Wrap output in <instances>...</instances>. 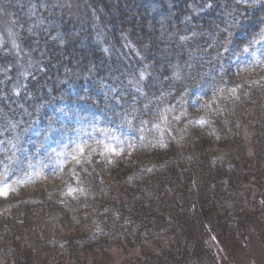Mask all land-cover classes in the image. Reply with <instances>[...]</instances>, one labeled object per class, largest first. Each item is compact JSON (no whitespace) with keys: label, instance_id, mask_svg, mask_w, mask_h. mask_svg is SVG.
Here are the masks:
<instances>
[{"label":"trees","instance_id":"obj_1","mask_svg":"<svg viewBox=\"0 0 264 264\" xmlns=\"http://www.w3.org/2000/svg\"><path fill=\"white\" fill-rule=\"evenodd\" d=\"M82 2L93 14H86L91 24L54 14L45 19L37 40L24 32L43 58V71L25 72L26 80L15 89L0 72V140L21 136L32 163L44 161L40 173L50 177V169L64 158L49 161L32 143L39 146L44 140L33 138L38 133L50 135V123L60 132L51 135L48 152L73 147L72 129L83 133L92 119L101 117L105 127L117 129L127 116L140 126L141 119H162L166 103L186 102L183 110L192 125L157 136L149 134L151 121L142 126L149 127L143 142L135 139L136 151L120 156L91 152V163L76 167L84 189L83 195L74 194L78 200L66 194L77 184L70 174L72 163L64 164L36 197L26 205L18 201L16 214L6 221L0 208V249H6V242L12 247L14 264H51L40 255L54 215L69 229L54 249L55 264L113 244L138 246L146 255L143 263L184 264L192 254L197 264L192 226L185 221L194 216L220 236L240 233L242 238L249 222L246 205L253 203L251 190L264 187V65L253 63L255 69L239 74L236 58L243 41L264 29V0L255 5L244 0ZM113 46L128 50L133 63L143 62L144 96L137 98L130 85L123 95L121 86L110 84L118 72L129 71L111 57L118 53ZM256 55L252 61L264 59L259 51ZM133 93L136 98H129ZM144 99L148 108L141 105ZM89 105H94L92 113ZM77 115L87 119L81 123ZM201 119L206 123H197ZM17 156L23 159L22 153ZM14 170L12 165L10 173ZM20 175L17 171L7 179ZM30 246L36 250H22Z\"/></svg>","mask_w":264,"mask_h":264},{"label":"rangeland","instance_id":"obj_2","mask_svg":"<svg viewBox=\"0 0 264 264\" xmlns=\"http://www.w3.org/2000/svg\"><path fill=\"white\" fill-rule=\"evenodd\" d=\"M54 14H58L59 17L62 15L67 19L72 20L74 23L75 21L77 22L81 20L85 22V25L91 24L87 20L86 14L91 15L92 13L88 8H85L82 0H0V72L6 76L10 88L15 89L20 81L26 80V75L28 73L25 72L34 73L43 71L41 66L43 58L39 57L37 50L28 44L24 37V32L27 33V35L33 33L35 35V38L33 39L37 40L36 36L40 37V32L44 28L45 19ZM95 22L97 25V19H95ZM55 23L56 21L54 22V25ZM96 25L93 24V26ZM246 41L247 39L243 41V47L247 46ZM125 44H127V42H125ZM115 48L116 47H114V49ZM240 49L241 50H239L238 54H236V58L240 60L237 67L239 74L244 71L248 72V69L256 68V66L253 68V64L248 63L249 61H252L253 56L249 53H244L242 51L243 48ZM115 50L118 53L113 52L111 57L115 62L117 61L125 64L129 68V71L118 72V75L116 74L118 78L113 81L111 80L110 84L114 87L121 86V89H123V95H127L126 91L130 85L134 90L133 92H135V95L137 94V98L138 95L141 97L144 96L146 89L144 85L146 72H144V66L142 67L143 62H141L140 59L138 61L135 59L136 64L133 63L130 59L128 50L126 49L116 48ZM256 56L257 55L255 54V57ZM51 67L53 69L56 68V64ZM259 67L262 66L260 65ZM141 73H143L144 78H141ZM34 75V79L38 80V76L36 74ZM131 95L132 96H129V98H136L134 93ZM35 99L36 102L33 110L39 105L38 98ZM20 103H28L26 107H31L29 106L30 102L28 101ZM147 103L148 102L144 99L141 104L143 105V108H145L144 105ZM185 108H188L186 102L173 104L172 106L171 104L166 103L161 111L162 119H156L155 117L153 120H148V122L152 121L150 126V131L152 132H149L148 130L149 134L152 135L156 132L157 136L163 135L164 133L174 134L175 132L180 131V129L192 125L191 120L193 119H189L186 111L183 110ZM98 110L101 111L103 108H98ZM34 111V113H38L36 110ZM93 111L94 105H89L88 112L92 113ZM35 116L39 115L36 114ZM145 120H147V118H145ZM92 122L96 127L110 129L105 127L104 120L101 117L98 120L92 119ZM155 125H159V127L157 128ZM89 126L90 128L85 127V130L91 132L93 137H95V140H103L105 143L110 144L111 147H114L117 151L121 148H125V152L131 151L127 149L124 144H120L116 140H108L101 136V134L96 131V127H93L90 124ZM148 128L145 126L144 132H147ZM44 131L46 132V126ZM46 133L48 135V132ZM45 135L46 134L43 133L39 135L38 133L33 138L38 137V139H43L45 138ZM116 135L119 134L116 133ZM13 138L14 136L10 137V139ZM84 138L87 139L88 144L90 145V148L86 149V152H92V149H95V151L100 153L104 152L103 147L97 144L95 140L89 139L86 135ZM121 139H123V137H121ZM73 147L64 146L57 153L62 150L71 151ZM112 154L117 156L114 153L108 152H105L104 155L110 156ZM52 169L53 168L50 169L51 172ZM54 176L55 175L52 174L48 177L39 172L33 174L31 179H28L23 175H20V177H13L9 181L11 188L9 189L8 196H0V208L2 209L1 220L6 221L16 214L13 213L14 208H16L15 204L19 205L18 203L20 202L26 205L28 201L27 199L36 197L37 194L40 193V190L50 185L48 179L55 178ZM251 194V197H253V203L248 202L246 205L249 222L245 235L242 238L240 237V233L220 236L217 233L216 228L213 229L212 226L210 228L197 220L195 221L194 216H190L187 221H185L186 224L192 226V231H190V236L193 239L192 247L195 252L199 253L197 254V264H264V187L262 188V191L255 187L251 190ZM241 195H244L243 191L241 192ZM50 219L48 222L49 227L47 229V247L42 250L43 252H41L42 254L40 255V258L45 259L47 257L49 263L55 264L56 258L54 257V249L63 244V237L69 229L64 228L56 216L53 215ZM24 244H26V242ZM31 248L36 250L35 246H30L27 249L22 248V250L26 251ZM12 252V247L6 242V249L4 246L0 249V264H14ZM147 253L150 254V250L147 251ZM144 255L138 246L128 248L113 244L111 248H107L106 250H94L92 252L80 254L78 260L70 258L66 260L65 264H166L147 261L143 263L146 260L143 258L146 256ZM192 257V254L188 255L184 264H196ZM37 258L38 257L35 259Z\"/></svg>","mask_w":264,"mask_h":264},{"label":"snow or ice","instance_id":"obj_3","mask_svg":"<svg viewBox=\"0 0 264 264\" xmlns=\"http://www.w3.org/2000/svg\"><path fill=\"white\" fill-rule=\"evenodd\" d=\"M244 3L255 5L259 3V0H244ZM181 39H185V37H181ZM245 47H243L242 51L244 53H249L252 56H255L256 52L259 51L261 53V56L264 57V29H261L258 32H254L250 38L246 41ZM107 51V49H105ZM249 64H257V65H264V59H257L254 61H249ZM141 78L143 77V73H141ZM231 93L233 95L236 94V89L232 88L230 89ZM83 99V98H81ZM145 108H148L149 105H144ZM83 110V109H82ZM61 113L64 112V109L60 110ZM77 121L83 122V120H86V117H80L76 116ZM122 122L117 126V129L119 130V135H116L117 129H102L99 127H96L95 124L92 121H89V124L93 127H96V131L101 134V136L107 138L108 140H116L120 144H124L127 149L131 151L137 150V145L134 143L135 139H140L141 142H143V125H146L148 121L141 119L140 120V126L133 125L131 120L127 119V116H124L121 118ZM178 119V117H177ZM197 123L203 125L206 123L203 119L197 121ZM157 128L159 125H155ZM14 127V126H13ZM50 129V135H46L44 140L40 142V145L37 146L34 142L33 148L36 149L37 154L40 152L41 149H43L47 153V159L49 161L55 160L56 156H62L64 159L59 162V166L54 167L52 169V174H56L60 171H62V167L64 164L72 163L73 167L70 169V174L74 177H76V187H68L67 195H70L73 197V199H79V196H76L74 194L79 193L80 195L84 194V189L80 187V178L76 174V167L82 166L84 164L91 163V152H86V149L90 148V145L88 144L87 139L84 138L86 135L89 139L95 140V137H93L91 132H87L86 130L81 129H72L76 133V136L74 138H69L71 143L74 145L71 151H65L62 150L61 152L57 153L55 149H53L51 152H48L45 145L48 143L49 139L51 138V135H54L58 132H60V129L55 128L53 124L50 123L49 125ZM7 130V129H5ZM64 133H61L63 135ZM123 137V139H121ZM31 142V141H30ZM95 142L99 145H101L104 149V152H101L100 155H104L105 152L108 153H114L115 155H123L125 154V148H121L119 151H117L114 147H111L110 144L105 143L103 140H95ZM23 143V139L18 134L13 139H7L0 140V196L7 197L9 193V189L11 188V184L9 183L7 177L9 174L15 175L17 171L21 172L23 176L27 177L28 179L32 178L33 174L39 173L42 171V168L44 166V161H41L39 165H34L32 163L31 154L28 150L21 147ZM164 146V145H161ZM66 147V146H65ZM95 149H92V152H94ZM17 152L23 154V159H21L19 156H17ZM130 154V152H129ZM108 162L112 163L111 158H108ZM12 165H15V170L11 171L10 168ZM86 171V169H82ZM46 178V177H45Z\"/></svg>","mask_w":264,"mask_h":264}]
</instances>
